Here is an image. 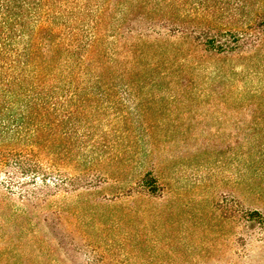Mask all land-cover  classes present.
I'll list each match as a JSON object with an SVG mask.
<instances>
[{"label":"trees","instance_id":"1","mask_svg":"<svg viewBox=\"0 0 264 264\" xmlns=\"http://www.w3.org/2000/svg\"><path fill=\"white\" fill-rule=\"evenodd\" d=\"M210 1L197 3L202 20L188 27L182 0H0L1 264H26L24 243L43 257L40 244L51 247L55 235H37L38 225L52 229L58 217L69 224L71 215L82 220L83 211L73 214L69 205L61 217L55 198L74 181L73 190L91 185L87 165L118 153L104 145L149 143L146 113L176 94L153 88L175 71V84L182 83L180 43L216 56L264 40V0H233L232 13L245 17L223 25L209 24L210 7L220 3ZM250 122L259 128L264 119ZM233 138L235 145H264V131L250 125ZM93 145L102 147L88 152ZM129 188L153 195L150 168ZM244 216L264 222L257 211Z\"/></svg>","mask_w":264,"mask_h":264},{"label":"rangeland","instance_id":"2","mask_svg":"<svg viewBox=\"0 0 264 264\" xmlns=\"http://www.w3.org/2000/svg\"><path fill=\"white\" fill-rule=\"evenodd\" d=\"M199 1L182 0L188 27L202 20ZM232 2L216 1L209 24L241 21L245 11L232 13ZM180 45L182 83L175 84V71L153 88L176 94L146 113L149 143L104 145L118 153L87 165L91 185L73 190L74 181L55 198L58 211L69 205L72 213L83 211L82 220L71 215L69 224L58 217L52 229L35 227L37 235L52 230L55 238L51 247L39 243L38 258L24 243L26 264H264V222L244 216L264 215V145L233 141L249 125L264 131V123L250 122L264 119V40L216 56L194 51L188 40ZM96 146L102 147L87 151ZM71 154H79L76 146ZM148 168L156 185L149 197L129 188Z\"/></svg>","mask_w":264,"mask_h":264}]
</instances>
